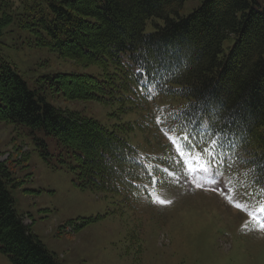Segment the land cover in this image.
<instances>
[{
    "label": "trees",
    "instance_id": "16d2710c",
    "mask_svg": "<svg viewBox=\"0 0 264 264\" xmlns=\"http://www.w3.org/2000/svg\"><path fill=\"white\" fill-rule=\"evenodd\" d=\"M188 1L0 0V43L20 30L35 38L33 47L48 48L77 70L95 66L96 72L42 78L64 102H95L111 108L110 116L139 112L138 128L129 123L142 140L55 107L3 57L0 121L54 136L60 163L76 162L81 188L125 198L141 197L154 180L179 183L185 162L164 132L178 138L201 131L196 151H212L213 168L264 205V0H203L181 16ZM9 177L0 163V251L13 264H61L16 210Z\"/></svg>",
    "mask_w": 264,
    "mask_h": 264
},
{
    "label": "rangeland",
    "instance_id": "374dc122",
    "mask_svg": "<svg viewBox=\"0 0 264 264\" xmlns=\"http://www.w3.org/2000/svg\"><path fill=\"white\" fill-rule=\"evenodd\" d=\"M202 1L186 2L180 15L190 14ZM146 31H152L151 25ZM33 39L18 30L0 43V57L16 67L32 90L38 89L57 108L115 125L120 135L133 142L142 140L133 137L130 126L138 128L139 112L110 116L111 108L95 102L67 103L57 98L50 80L42 77L96 72V67L77 70L48 48L33 47ZM164 135L176 149L169 139L176 136L171 131ZM35 138L37 143L45 141L48 155L42 146L36 147ZM60 160L61 147L54 136L37 131L35 137L21 125L0 121V163L10 174L8 187L15 208L61 264H264V229L252 218L264 221V213L259 212L263 203L254 202L250 190H241L219 168H213V177L193 159L195 171L185 163L186 175L177 186L158 185L154 180L145 183L142 198H125L81 188L72 168L76 162L61 164ZM65 224L69 225L60 232ZM0 264L13 263L0 251Z\"/></svg>",
    "mask_w": 264,
    "mask_h": 264
},
{
    "label": "snow or ice",
    "instance_id": "6c2138e0",
    "mask_svg": "<svg viewBox=\"0 0 264 264\" xmlns=\"http://www.w3.org/2000/svg\"><path fill=\"white\" fill-rule=\"evenodd\" d=\"M157 122H160V118H157ZM166 135L168 133H165ZM203 133L201 131H196L195 133L186 134L182 137H172L169 136V139L172 141L174 145H176V150L179 152L180 156L184 158V162L188 165L189 171H195V169L192 166L191 161L195 159L197 162H199V168L202 172H213V177H215V172L213 171V167L215 165V162L217 161V155H215L212 151H210L208 148H204L201 150V152H197L196 150L200 148V139H202ZM179 141H183V143H179ZM216 142L213 141V144ZM202 153H206L207 158H202ZM200 185L197 184V187ZM160 203H166L165 201H159ZM235 207L239 208L241 205L239 203L234 204ZM259 212L264 213V205H261L259 208ZM254 220L257 221L259 227L261 229H264V221H260L257 219L256 216H252Z\"/></svg>",
    "mask_w": 264,
    "mask_h": 264
}]
</instances>
